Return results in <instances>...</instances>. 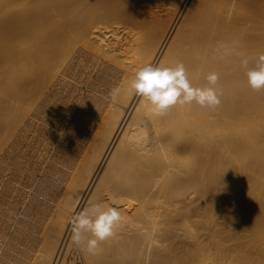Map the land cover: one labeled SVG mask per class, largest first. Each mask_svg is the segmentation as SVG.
<instances>
[{
	"label": "bare ground",
	"instance_id": "6f19581e",
	"mask_svg": "<svg viewBox=\"0 0 264 264\" xmlns=\"http://www.w3.org/2000/svg\"><path fill=\"white\" fill-rule=\"evenodd\" d=\"M225 47L254 66L264 0H0V264H264V89ZM177 62L219 74L216 109L129 92ZM94 203L123 220L90 255L68 221Z\"/></svg>",
	"mask_w": 264,
	"mask_h": 264
},
{
	"label": "clouds",
	"instance_id": "9594fccd",
	"mask_svg": "<svg viewBox=\"0 0 264 264\" xmlns=\"http://www.w3.org/2000/svg\"><path fill=\"white\" fill-rule=\"evenodd\" d=\"M240 56V66L244 70L248 86L256 91L264 89V53L260 54L254 66L250 58L236 48L225 47L224 55ZM207 84L194 87L188 78L183 62L175 66L163 63H146L138 66L129 84V92L142 97L151 106L156 116H165L171 107L195 103L201 108L216 109L220 103L222 90L217 88L219 74L212 72L205 77ZM121 212L116 207L102 203L86 206L75 212L70 220V241L82 252L96 255L101 243L111 238L122 222Z\"/></svg>",
	"mask_w": 264,
	"mask_h": 264
},
{
	"label": "rangeland",
	"instance_id": "374dc122",
	"mask_svg": "<svg viewBox=\"0 0 264 264\" xmlns=\"http://www.w3.org/2000/svg\"><path fill=\"white\" fill-rule=\"evenodd\" d=\"M239 137L242 138L241 141L244 142L243 146L241 147L242 148L241 150L243 151V153L241 155V158H240L241 161L239 160L240 164H242V165H241V168H240L241 170L239 172H237L236 175L231 177L230 178L231 180H246V173L249 174L248 171H250L248 168H247V171H245V169L243 167V165L246 166V161L248 160V154H247L248 145L246 143L247 134L246 133H242L241 136H239ZM240 138H239V140H240ZM238 164H239V162H238Z\"/></svg>",
	"mask_w": 264,
	"mask_h": 264
}]
</instances>
